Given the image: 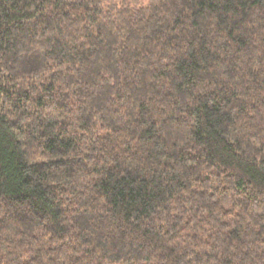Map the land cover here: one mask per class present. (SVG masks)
<instances>
[{
  "label": "trees",
  "instance_id": "trees-1",
  "mask_svg": "<svg viewBox=\"0 0 264 264\" xmlns=\"http://www.w3.org/2000/svg\"><path fill=\"white\" fill-rule=\"evenodd\" d=\"M0 264H264V0H0Z\"/></svg>",
  "mask_w": 264,
  "mask_h": 264
}]
</instances>
